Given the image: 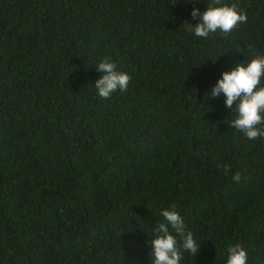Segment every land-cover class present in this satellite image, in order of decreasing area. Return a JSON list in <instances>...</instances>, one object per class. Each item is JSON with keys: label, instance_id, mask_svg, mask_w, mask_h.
I'll list each match as a JSON object with an SVG mask.
<instances>
[{"label": "trees", "instance_id": "16d2710c", "mask_svg": "<svg viewBox=\"0 0 264 264\" xmlns=\"http://www.w3.org/2000/svg\"><path fill=\"white\" fill-rule=\"evenodd\" d=\"M209 3L0 0V264H153L173 205L199 245L180 264H226L237 243L264 264V140L208 96L264 55V0H222L246 23L197 38L184 24ZM104 57L132 76L107 100Z\"/></svg>", "mask_w": 264, "mask_h": 264}, {"label": "clouds", "instance_id": "9594fccd", "mask_svg": "<svg viewBox=\"0 0 264 264\" xmlns=\"http://www.w3.org/2000/svg\"><path fill=\"white\" fill-rule=\"evenodd\" d=\"M192 20H198L193 26L185 22L184 26L197 38H208L217 32L225 36L230 35L240 24L247 21V14L239 10L237 3L223 4L222 0H210L206 10L201 13L193 8ZM96 70L101 73L95 82L97 95L102 100L109 99L119 90L126 92L132 76L125 71H117L116 65L110 57H104L97 65ZM264 55H256L247 64L237 63L228 72L221 73L214 87L208 92L213 98L221 94L225 97L224 106L235 110V117L228 120L229 127L235 128L250 141L264 140ZM235 104V108L233 105ZM225 176L232 172L230 165L217 163ZM244 177L240 171L231 175L232 182L239 184ZM161 216L164 222L156 224L152 232L154 238L150 241V250L153 264H180L183 252L195 257L199 245L191 231L186 230L182 216L175 210H163ZM171 230L175 235L170 232ZM177 236L181 239L179 241ZM183 250V252L181 251ZM226 264H248V253L240 244L229 246L226 249Z\"/></svg>", "mask_w": 264, "mask_h": 264}]
</instances>
